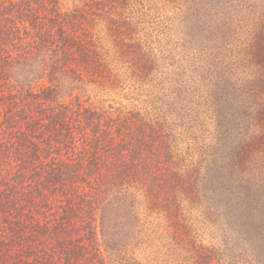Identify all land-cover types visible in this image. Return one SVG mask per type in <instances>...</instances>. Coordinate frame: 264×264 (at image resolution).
<instances>
[{
  "label": "trees",
  "instance_id": "16d2710c",
  "mask_svg": "<svg viewBox=\"0 0 264 264\" xmlns=\"http://www.w3.org/2000/svg\"><path fill=\"white\" fill-rule=\"evenodd\" d=\"M215 1L192 7L216 16ZM148 2L0 0V264L187 263L173 244L194 237L190 229L152 226V207L167 218L176 203L169 191L184 183L180 144L202 114L191 98L226 95L240 110L264 90V27L240 45H210L219 55L193 71L203 80L182 72L162 93L150 88L157 60L143 46ZM234 7L220 11L222 25L243 23ZM232 67L248 79L233 83ZM90 84L153 103L96 107L82 99ZM190 108L199 109L193 119ZM210 249L198 247L190 264H226Z\"/></svg>",
  "mask_w": 264,
  "mask_h": 264
},
{
  "label": "rangeland",
  "instance_id": "374dc122",
  "mask_svg": "<svg viewBox=\"0 0 264 264\" xmlns=\"http://www.w3.org/2000/svg\"><path fill=\"white\" fill-rule=\"evenodd\" d=\"M148 1L151 15L145 16L143 21L148 26L145 35L150 45L143 46L144 51L153 53L157 60L156 72L154 69L150 83L153 87L150 88L154 91L161 89L162 93L177 86L174 80L179 81L181 76L177 74L182 72L184 78L203 80L193 71L205 70L212 57L219 55L218 51L212 52L210 45H225L226 42L240 45L242 38L250 39L264 27L261 7L264 0H220L218 3L216 0L217 4L209 7L215 6L217 15L209 14L203 18L206 14L204 9L196 12L192 7L196 8L195 3L203 0ZM230 4L241 9L245 17L243 23L234 21L235 26L227 27L219 21L220 11ZM216 26L220 35L213 36ZM219 37L220 41L216 39ZM236 38H240L239 41ZM198 57L202 62L200 58V63L196 61ZM231 72L233 83L238 78L246 81L243 78L246 74L237 67H232ZM228 82L229 79L219 81L215 78L212 85L231 88ZM205 83L206 80L202 82ZM87 87L91 93L87 92L82 99L90 97L88 103L96 107L113 102L118 105L129 103L130 109L132 103L142 107L153 103V99L146 95L142 98L145 100L134 101L128 96V99H123L121 94L115 95L119 90L106 94L101 85L90 84ZM259 93L261 95L252 98L248 96L240 110H235L226 95L207 102L206 96L198 94L188 103L199 108L202 114L200 119L193 120L195 127L185 125L187 137L180 144L181 153L185 156L180 162L181 167L186 168L184 183L171 187L169 191L171 198L175 196L176 203L175 207H170L168 217L163 218V208L152 207L151 219L152 226L173 221L181 228L187 227V232L190 229L188 233L194 237L183 241V244H173L176 252L186 259V264H190L198 247L221 249L218 257L226 264H264V112L262 114L260 110L264 105V90ZM136 94L140 96V92ZM213 108L218 109L215 114ZM190 109L189 119H193L199 114V109ZM212 117H219L220 129L212 123ZM186 183L187 187L183 188ZM181 187L185 190L183 194L175 192ZM180 198H185L183 205ZM145 253L141 249V255ZM199 261L203 263L206 259Z\"/></svg>",
  "mask_w": 264,
  "mask_h": 264
}]
</instances>
